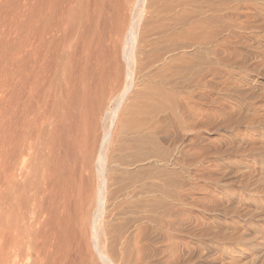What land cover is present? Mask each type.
<instances>
[{"label":"bare ground","instance_id":"1","mask_svg":"<svg viewBox=\"0 0 264 264\" xmlns=\"http://www.w3.org/2000/svg\"><path fill=\"white\" fill-rule=\"evenodd\" d=\"M228 2L0 0V264H150L166 231L193 235L184 189L226 147L199 135L217 118L200 89L244 64L229 49L244 7Z\"/></svg>","mask_w":264,"mask_h":264},{"label":"rangeland","instance_id":"2","mask_svg":"<svg viewBox=\"0 0 264 264\" xmlns=\"http://www.w3.org/2000/svg\"><path fill=\"white\" fill-rule=\"evenodd\" d=\"M207 1H209L210 3H213L212 5L214 6L215 10H216V8L218 9L220 7L221 2L222 3L224 2V0H207ZM240 1L229 0L228 3H229L230 8L231 7L232 8L237 7L238 5L243 6L244 8L242 10H244V11H242V12H245L244 16H246L245 20L247 22L243 18L242 20L240 19V21L239 20L237 21L238 23L235 24L237 26L232 25L233 30L235 32H237L236 33L237 36H235L234 38L231 39L230 44H229V49L234 54L237 55V58L240 59L241 63H244L243 64L244 66L242 65V67H241V66L236 65V64L233 65V63H227L225 65L220 64L221 70H223V69L225 70L229 66L227 68L228 70L226 69V71H223L224 73L226 72L225 74H227L229 76V80H226L223 78V79H220L221 80L220 81L219 79H216L213 87L209 88L211 90H209L207 88L206 89L201 88L200 94L205 93V95H207V98L210 97L208 100L211 101L212 103H210L209 105H206L204 103L205 100H202V101L198 100L197 101L198 103L196 105L197 106L196 108L199 111V113H200V111H201V114L204 113V111H207L209 113H211V111H212L213 116L215 115L213 118L217 117L216 119H214L213 123L208 124V125L213 124L214 125V126L212 125L213 128L211 127V125L210 126L207 125L206 126L207 128L205 127L204 129L198 130V132L201 134H199V133H197V134L208 136L210 139L209 144H211L212 142L215 144V142L216 143L219 142V139L224 140L227 148L223 147L226 149H223V148L221 150L219 149L220 150L219 153H218L219 147H217L215 149L216 152H215V150H213L214 152L212 151V153H210V155L207 156V159L204 162H202L201 165H199L200 166L199 168L201 169V170L199 169V171H201V172L197 173V175L199 177H197V175H195L197 179L194 178L195 177L194 176L190 181L191 185L188 186L189 188L186 187L184 189L185 193L188 195V198H189L187 200L188 202L186 201L187 205H186V202L184 203L185 214L186 215L187 214L192 215V216L194 215L193 221H194V227H195L194 231L195 232L193 233L192 236H190V234L186 235L188 232L185 229V227H183V228L180 227L179 228L180 230L178 229V231H176V233H174V231L172 233V230L170 232L166 231V233H165L166 240H165V238H163V240H162V242L164 241L163 243H165V244H163L161 242L159 244V246H157V245L152 246V248H155L154 250H156V252L153 253L154 256L152 257V259H150V260H152L149 262L150 264H158V262H160L159 264H165V263L166 264H175L176 261L173 262L176 259L175 256L173 257V255H174L173 250L175 247H174V242H172V243L170 242L171 239H172V241L174 239L175 240L178 239L177 241H181V240L184 242L188 241L192 244V246L194 248L193 254L194 255L196 254V255L195 256L193 255L192 256L193 259L191 258V259L187 260L186 262H184V264H186V263L187 264H189V263L190 264H226V263L227 264H230V263L236 264V262L238 264L239 263L240 264H249V263L250 264H264V249H263L264 248V246H263L264 245V0H240ZM231 4H233V5H231ZM251 11H253V12L251 13ZM246 13H247V15H246ZM248 14H250V15H248ZM251 15H254V16H251ZM252 17H253V19H252ZM247 18L248 19L250 18L249 20L250 21L252 20V21L250 22L249 20H247ZM259 19H261V21ZM240 22L243 23L242 25L244 27L245 26L246 27L248 26V27L247 28H244L243 26L241 27V24H239ZM245 22L248 24H246ZM233 26H235V27H233ZM249 27H250V29H248ZM241 28H243V29L241 30ZM237 29H239V30L237 31ZM244 29H245V31H244ZM246 29H247V31H246ZM239 32L241 34H238ZM251 33H252V35H251ZM242 34H243V37H242ZM249 39H251V40H249ZM247 40H248V42H247ZM231 42H233V43H231ZM238 42L240 45H238ZM240 42H242V43H240ZM244 42H246V44ZM240 48H241V52L239 50ZM235 50H238V51H235ZM236 52H238V53H236ZM239 53H240V55H238ZM242 53H243V57L241 59L240 56H242ZM243 58H245V59H243ZM248 58H250V59H248ZM248 63H249V66H248ZM228 71H231V72L229 73ZM234 71H235V73H234ZM245 71H246V73H245ZM237 73H238V75H237ZM240 75H242V76H240ZM217 80H218V83H217ZM223 81H225V82H223ZM238 83L241 84V86L238 85ZM218 84L221 85L222 88H217V87H221ZM243 85L245 87H242ZM224 86H225V88H224ZM239 86L241 89L239 88ZM230 87H231V89H230ZM216 88L219 90H217ZM226 88H228V89H226ZM248 89H250V90H248ZM222 90H224V91H222ZM228 90H229V92H228ZM206 91H208V92H206ZM247 91L248 92L251 91V92L247 93L248 94L247 95L246 94ZM217 92H219V93L221 92V93L219 94ZM239 92H241V96H240ZM214 93H216V94H214ZM243 93H244V96H243ZM228 97L229 98L231 97L232 99L231 98L229 99ZM200 101L202 103H200ZM213 101L215 104H213ZM217 102H219V103H217ZM221 105H223L224 107ZM206 107H208V108H206ZM235 107L237 108V110L235 109ZM239 108L241 110H238ZM204 109H206V110H204ZM215 109H217L218 112ZM220 109H221V111H220ZM233 109H234V111H233ZM238 111H240V112H238ZM247 111H248V113H247ZM222 114H226L227 117L229 118L226 121L227 123L226 122L222 123V119H221L223 116ZM241 114H243V115H241ZM233 116L235 117V120H234ZM219 119H221V120H219ZM218 120L221 121L220 124H219V122L217 123ZM231 120H232V122H231ZM254 120L256 121V123ZM229 121H230V123H229ZM215 123H216V126H215ZM221 125L223 126L222 128H221ZM219 126H220V128H219ZM209 129H211L210 130L211 134L208 133ZM220 133L222 135H220ZM188 136H189V134H188ZM210 136H211V138H210ZM237 138H239V139H237ZM232 139H233V141H232ZM186 142H180L179 144L182 146H185ZM234 142L237 145H235ZM215 145H217V144H215ZM232 146L234 149L232 148ZM201 149H202L201 146H197V150H201ZM230 149H232V152H230L231 151ZM226 151H229V152H226ZM230 153H232V154H230ZM221 154H222V156H221ZM210 159H212V160H210ZM207 161H208V163H207ZM215 162H216V164H215ZM237 163H238V165H237ZM208 164H211V165H208ZM214 166H215V168H213ZM207 169H209V170H207ZM216 169H218V170L216 171ZM213 170H215V171H213ZM233 170H235L236 174ZM228 172L230 174H228ZM203 173L205 174V176H203L204 175ZM219 173L222 175H219ZM225 173L228 174V176ZM201 174H203V175H201ZM212 174H214V175H212ZM217 174L219 177L217 176ZM200 175H201V177H200ZM254 175H255V177H253ZM206 176H209V177H206ZM212 176H214V177H212ZM250 181L251 182L253 181L254 183L252 182L253 184L252 183L250 184ZM259 181H261V182H259ZM193 186H195V187H193ZM191 187H193V189ZM195 190H196V192H195ZM193 196H195V197L192 198ZM198 198H200V199H198ZM209 198H210V202H209ZM191 199L195 200L194 201L195 203ZM199 200H200V202H199ZM219 201H221V202H219ZM191 202H193V203H191ZM208 202L210 203V205ZM224 204L227 207H225ZM221 205L224 207H222ZM214 207L217 209H219V208L220 209L217 210ZM221 207L224 210H222ZM258 207L260 208V210ZM247 209H249L248 210L249 212H247ZM207 210H211V211H207ZM260 211L262 212V214ZM195 216H197V217L195 218ZM199 218H200V220H199ZM186 219H187V217H185V215H184L183 220L185 221ZM202 219H204V220H202ZM218 228H220V229L218 230ZM221 229L223 230L222 233H221V231H222ZM245 230H247V232ZM179 231L180 232L182 231V233H180ZM177 232H179L180 234L177 235ZM244 233H246L247 236L243 235ZM233 235H235V236H233ZM241 236H243L244 239H242ZM214 237H216V238H214ZM238 237H241V238H238ZM218 239L220 240V242ZM223 240H224V242H223ZM166 241H169V243H171L173 245H170ZM234 241L236 244L234 243ZM248 242H250V243H248ZM175 243H176V241H175ZM232 243H234V244H232ZM207 244H209V246ZM250 244H252V245L250 246ZM168 245H170V247L172 246L174 248L171 247L172 249L169 250L170 247ZM175 246H176V244H175ZM223 246H225L226 248L224 247L225 248L224 249ZM159 247H160V249L163 248L162 249L163 251L165 249H168L169 252H167V250L164 251V252H166V254L168 256L165 253H163L162 250L159 249ZM204 248H206V249H204ZM206 250H207V252L205 253ZM245 250H247V251H245ZM171 251H172V253H171ZM245 252H246V254H245ZM169 253H171V255ZM239 254L241 256H239ZM256 254L259 255L260 257L257 256ZM156 256H157V258H156ZM256 256L259 257V259ZM169 257H170L171 261H170ZM247 257L248 258L250 257L251 259L249 258V260H251V261L254 258H256L258 260L254 259L252 262H248L249 260ZM153 258H154V260H153ZM204 258L207 260L204 261ZM236 258H237V260H235ZM160 259H162V260L160 261ZM234 261H236V262L234 263ZM244 261H246V263H244ZM260 262H262V263H260ZM182 263L183 262H179L176 264H182Z\"/></svg>","mask_w":264,"mask_h":264}]
</instances>
